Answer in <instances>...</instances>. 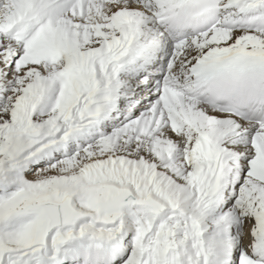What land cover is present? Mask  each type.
<instances>
[{
    "label": "snow or ice",
    "instance_id": "6c2138e0",
    "mask_svg": "<svg viewBox=\"0 0 264 264\" xmlns=\"http://www.w3.org/2000/svg\"><path fill=\"white\" fill-rule=\"evenodd\" d=\"M0 264H264V0H0Z\"/></svg>",
    "mask_w": 264,
    "mask_h": 264
}]
</instances>
